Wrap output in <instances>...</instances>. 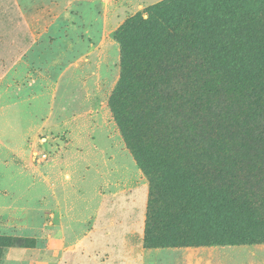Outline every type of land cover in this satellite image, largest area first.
Returning <instances> with one entry per match:
<instances>
[{
    "label": "rangeland",
    "instance_id": "1",
    "mask_svg": "<svg viewBox=\"0 0 264 264\" xmlns=\"http://www.w3.org/2000/svg\"><path fill=\"white\" fill-rule=\"evenodd\" d=\"M166 1L0 0V264H264V173L158 193L163 158L132 152L116 118L119 30ZM234 1L264 19V0Z\"/></svg>",
    "mask_w": 264,
    "mask_h": 264
},
{
    "label": "trees",
    "instance_id": "2",
    "mask_svg": "<svg viewBox=\"0 0 264 264\" xmlns=\"http://www.w3.org/2000/svg\"><path fill=\"white\" fill-rule=\"evenodd\" d=\"M238 8L234 0H168L119 30L123 76L114 112L132 152L163 158L165 185L153 183L158 193L187 177L203 191L237 189L242 166L249 185L251 172L264 173V19ZM212 20L216 34L229 39L216 50ZM252 33L261 45L250 42ZM221 51L238 61L225 62ZM231 95L250 100L248 108L238 113L226 103ZM239 134L246 137L241 155L229 147ZM164 221L182 222L169 214Z\"/></svg>",
    "mask_w": 264,
    "mask_h": 264
}]
</instances>
